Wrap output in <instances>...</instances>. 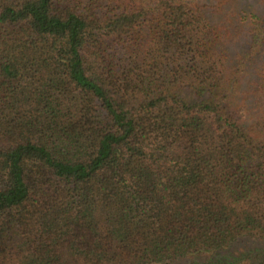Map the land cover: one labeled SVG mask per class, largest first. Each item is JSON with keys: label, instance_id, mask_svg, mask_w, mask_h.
<instances>
[{"label": "trees", "instance_id": "16d2710c", "mask_svg": "<svg viewBox=\"0 0 264 264\" xmlns=\"http://www.w3.org/2000/svg\"><path fill=\"white\" fill-rule=\"evenodd\" d=\"M0 264H264V0H0Z\"/></svg>", "mask_w": 264, "mask_h": 264}]
</instances>
